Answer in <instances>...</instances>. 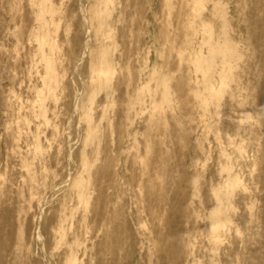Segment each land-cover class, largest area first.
Segmentation results:
<instances>
[{
  "label": "bare ground",
  "instance_id": "6f19581e",
  "mask_svg": "<svg viewBox=\"0 0 264 264\" xmlns=\"http://www.w3.org/2000/svg\"><path fill=\"white\" fill-rule=\"evenodd\" d=\"M0 264H264V0H0Z\"/></svg>",
  "mask_w": 264,
  "mask_h": 264
},
{
  "label": "rangeland",
  "instance_id": "374dc122",
  "mask_svg": "<svg viewBox=\"0 0 264 264\" xmlns=\"http://www.w3.org/2000/svg\"><path fill=\"white\" fill-rule=\"evenodd\" d=\"M158 8H159V6L156 5V6H155V9H156L157 11H158ZM133 38L136 39V36H133ZM117 47H118V48H121L120 45L117 46ZM63 138H64V135L61 134V135L58 137V140H62Z\"/></svg>",
  "mask_w": 264,
  "mask_h": 264
}]
</instances>
